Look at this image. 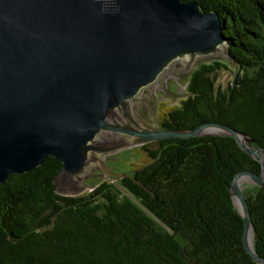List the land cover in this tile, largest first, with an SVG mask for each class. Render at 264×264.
I'll return each mask as SVG.
<instances>
[{
	"label": "trees",
	"instance_id": "16d2710c",
	"mask_svg": "<svg viewBox=\"0 0 264 264\" xmlns=\"http://www.w3.org/2000/svg\"><path fill=\"white\" fill-rule=\"evenodd\" d=\"M183 1L219 14L235 71L223 88L226 64H198L186 99L163 110L160 129L221 124L264 149V0ZM140 148L147 160L120 179L126 194L105 181L76 197L57 195L62 166L54 159L9 176L0 185V264H256L229 187L239 173L258 175L259 163L226 136ZM241 193L253 250L264 259V186Z\"/></svg>",
	"mask_w": 264,
	"mask_h": 264
},
{
	"label": "water",
	"instance_id": "95a60500",
	"mask_svg": "<svg viewBox=\"0 0 264 264\" xmlns=\"http://www.w3.org/2000/svg\"><path fill=\"white\" fill-rule=\"evenodd\" d=\"M221 23L217 12L183 0H0V185L54 159L62 166L55 193L76 197L87 172L101 167L109 174L104 155L166 140L231 137L260 165L258 175L237 174L229 193L243 220L245 252L264 264L249 245L253 227L237 184L250 178L264 186V149L225 125L158 130L135 115L147 105L153 117L149 90L158 84L167 92L164 75L186 74L202 59L233 64Z\"/></svg>",
	"mask_w": 264,
	"mask_h": 264
},
{
	"label": "rangeland",
	"instance_id": "374dc122",
	"mask_svg": "<svg viewBox=\"0 0 264 264\" xmlns=\"http://www.w3.org/2000/svg\"><path fill=\"white\" fill-rule=\"evenodd\" d=\"M214 61L223 62L228 67V71L222 72L218 80V84H220L223 88H226V86H228V84L232 81L233 72L235 71L234 65L229 62L228 59L224 60L222 58L199 60L195 62L193 67L189 69L186 74L176 72L173 73V75H164L161 83L168 93L165 92L162 88H160L158 84L152 86L151 90H149V93L152 95L153 107L152 102L149 101V99H146V101L148 102L149 106L152 107L154 120L151 112L149 111V107L145 105L144 108H142L141 106L137 107V110L135 112V115H137L138 118L137 121L148 128L160 130L159 124L164 118L163 110L165 108L178 107L180 103L186 99V87L193 69L196 68V66L200 63H211ZM140 147L141 146L117 150L109 154L112 155L110 157L109 155H104L106 157L103 156L101 158V161L104 165V169H106L110 175L104 173L101 167H98V170H94L95 168H93L92 171L87 172V179L80 180L77 183V186L80 185V188L83 189V193H86L90 192L97 184L107 181L116 185V187H118L120 190L123 191L124 194H126V190L121 186L120 181V179L123 178L125 175L120 176V174H124L125 172H127L130 167L134 168L138 165H143L146 162L147 154L144 153ZM155 147L156 146L153 145L151 146V149H154ZM97 176H105L106 178L103 179ZM89 179H94V181H92V185L89 183ZM256 187L257 186L250 178H243L240 184V190L242 192L251 191ZM236 205L237 202L235 200V206Z\"/></svg>",
	"mask_w": 264,
	"mask_h": 264
},
{
	"label": "bare ground",
	"instance_id": "6f19581e",
	"mask_svg": "<svg viewBox=\"0 0 264 264\" xmlns=\"http://www.w3.org/2000/svg\"><path fill=\"white\" fill-rule=\"evenodd\" d=\"M243 179H239L238 180V186L240 187V184L242 182ZM252 238H253V235H252V230L249 231V245L251 248H253V244H252Z\"/></svg>",
	"mask_w": 264,
	"mask_h": 264
}]
</instances>
